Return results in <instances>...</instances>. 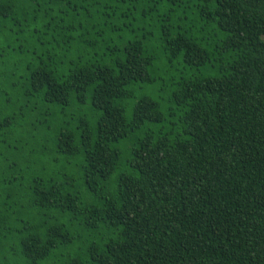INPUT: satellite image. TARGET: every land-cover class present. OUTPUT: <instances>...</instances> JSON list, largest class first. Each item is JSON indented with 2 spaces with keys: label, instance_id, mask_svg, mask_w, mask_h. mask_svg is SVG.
<instances>
[{
  "label": "trees",
  "instance_id": "16d2710c",
  "mask_svg": "<svg viewBox=\"0 0 264 264\" xmlns=\"http://www.w3.org/2000/svg\"><path fill=\"white\" fill-rule=\"evenodd\" d=\"M0 264H264V0H0Z\"/></svg>",
  "mask_w": 264,
  "mask_h": 264
},
{
  "label": "rangeland",
  "instance_id": "374dc122",
  "mask_svg": "<svg viewBox=\"0 0 264 264\" xmlns=\"http://www.w3.org/2000/svg\"><path fill=\"white\" fill-rule=\"evenodd\" d=\"M185 66L182 65L181 63H176L174 68L172 69L173 72L175 73H179L181 71L185 70ZM198 69H191L188 72L193 73V72H197ZM161 85H163V82H160V85L158 86H146V85H141L138 89H136L135 92V98L137 99L139 97H141L144 94H151L155 99L165 102V100L168 98V93L167 92H162L159 89H161ZM129 106L133 103V101H129ZM127 107V115L130 116L131 115V111H130V107Z\"/></svg>",
  "mask_w": 264,
  "mask_h": 264
}]
</instances>
